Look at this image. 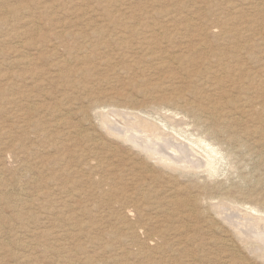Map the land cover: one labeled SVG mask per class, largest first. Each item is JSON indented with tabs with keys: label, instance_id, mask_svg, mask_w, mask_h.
I'll list each match as a JSON object with an SVG mask.
<instances>
[{
	"label": "rangeland",
	"instance_id": "obj_1",
	"mask_svg": "<svg viewBox=\"0 0 264 264\" xmlns=\"http://www.w3.org/2000/svg\"><path fill=\"white\" fill-rule=\"evenodd\" d=\"M223 30L236 32L233 41L241 43L240 51L251 49L261 60L244 59V68H254L256 75L252 79L247 73L242 83L252 89L249 96H256L250 106L263 137L257 147L264 150V0H0V264H264L246 250L231 256L214 245L218 239L238 240L208 205L220 192L215 183L230 187L226 192L233 196L238 190L254 196L264 192V153L253 174L252 162L247 157L239 161L238 153L221 161L211 176L203 170L184 174L161 168L108 135L109 124L101 119L104 114L118 120L116 111L146 117L142 107L195 91L184 78L191 71L203 74L196 63L207 53H192L225 46ZM19 40L36 59L30 68L12 63L9 54L2 57ZM79 69L83 73L74 75ZM55 75L62 78L57 81ZM230 79L225 89L240 92V84ZM195 80L199 92L209 90ZM39 82L42 89H35L32 100L41 107L33 119L40 121L35 130L27 123L30 115L11 100ZM117 93L138 106L131 110L123 99L111 103ZM53 110L69 112L70 136L57 137L64 130L43 117ZM161 114L177 130L185 129L183 136L195 133L181 115ZM147 118L157 122L159 116ZM182 135L174 137L190 144ZM243 139L258 138L244 134ZM25 166L32 170L26 173ZM241 178L245 184L238 183ZM253 178L259 183L255 187ZM170 194L181 200L198 196L199 202L186 213L181 205L170 206Z\"/></svg>",
	"mask_w": 264,
	"mask_h": 264
},
{
	"label": "bare ground",
	"instance_id": "obj_2",
	"mask_svg": "<svg viewBox=\"0 0 264 264\" xmlns=\"http://www.w3.org/2000/svg\"><path fill=\"white\" fill-rule=\"evenodd\" d=\"M221 32L222 33L220 32L219 33L223 37H226V40L228 41V43L226 42L225 46H222V48H219L218 45L213 46L211 50H207V48L204 46L203 49L201 48L199 51H194L192 53V54L200 53L201 50H204L203 52L207 53V55H205L204 58L200 60V62L196 63V66H202L204 68L203 74L199 75L191 71L186 73V77L184 78L185 80H187V82L191 83L189 87L190 86L195 87V91H190V90L184 91V93H182L180 97H178V100L162 102V103H150L148 104V106L142 107L140 111L143 113H147L145 115L146 117L141 116L137 113L116 111L114 112L113 116H116L119 119L111 120L110 117L112 115L101 114V119L104 120V124H109L105 126L107 134L112 136L115 135V137L120 139V141H122L123 144L128 143L132 148L136 149L139 153H141L145 159L151 160L154 164L159 165L161 168H166L173 171L176 170L181 171V173L184 174L187 173V174L198 175V172L203 170L207 172L209 176H211L216 172L217 169L216 167L218 166V164L221 163V161L228 158H235L236 155H237L236 158H239V161H242L244 157H247L248 161L250 160L252 162L253 166H252V170L250 169L251 171L249 174H253V172L255 171L258 172L257 160L261 159L264 150H261V148L257 147L259 143L258 140H261L263 137L262 138L260 137L261 136V129L259 127L260 123L258 122L255 123L254 122L255 120H253L256 111L252 106H250V104L252 103L251 102L252 99L256 96L254 95L255 93L249 96V92L252 89L243 87L244 84L242 83V79L247 75V73H249L252 79L255 77L254 73L256 75V70H252L254 68L251 69L244 68V63H245L244 59H246L247 61L249 60L252 63L255 62L258 63L261 62V60H259V58H257L254 55L255 53L254 54L249 53L251 49L249 50V52L240 51L243 49L242 45H240L241 43L238 45L233 41L235 40V38H237L235 34L236 32L234 33V31L230 32L225 30ZM254 37H253V42H254ZM262 39L263 37L258 38V42L263 41ZM28 48L29 47L26 43L19 40L12 47L9 53H2V57L5 58L9 54L8 57H11L12 63L19 66H25L30 68L31 66L34 65V63H36L35 62L36 59L31 54L26 53L27 52L26 50H28ZM241 59L243 60L241 61ZM64 62L67 61L64 60ZM53 66L54 67L57 66V63L56 64L54 63ZM82 73L83 71L79 69L73 74L79 75ZM22 76L23 75L21 76L18 75V77L16 78H18V80H21ZM33 76L34 75H32L31 77ZM5 77L4 80H7L9 78L8 76L7 78ZM28 77L29 76H24L23 78L27 80ZM231 77L234 78L242 87V90L240 92L232 93L234 91L228 92L225 89L224 86L230 84L229 82H231L230 79ZM56 78L57 81H59L58 79H61L62 77L56 76ZM194 80L201 81L202 85L204 86L208 85L207 88L210 87L209 90H206L207 92L206 91L199 92V89L196 87L197 83L195 84ZM39 84L40 82L36 83L33 86H29V90H27V94L25 92L21 93L22 91L20 93H16V95L18 96L12 97L11 100V102L13 101L17 104H21L22 109H24V111L27 112L28 115H30L29 119H27L28 120L27 123L29 125V128L35 127L34 128L35 130L37 129L36 124L40 123V121H38L37 123L33 119L35 116L38 115L39 112H41V107L38 105L39 103H34L35 101H33L32 103V100H36L34 99L33 96L36 94L34 93L35 89L37 90L42 89V86ZM14 87L15 89L16 88L18 89V87L21 86H19V84H14L13 88ZM18 90H22V89H18ZM41 93L42 91L37 95V97L41 96ZM62 96L66 97L65 95ZM181 98H183L182 102L179 101V99ZM109 99L111 103L119 102V100L123 99V101L128 106H130L127 108H132L131 110L135 109L139 104V102L137 100H134L132 97L128 95H119V93H117V95L114 97H110ZM5 105H6V101H5ZM103 106L104 104L100 105L99 107H103ZM53 111L56 113L53 115L48 113L47 115L45 114L43 117L48 116V118H50L49 123H51L52 126H54L56 129L60 128L64 130V132H62L61 135H57V137L60 136L64 137L65 135L68 134L70 136V131L73 128V125L71 124L72 123L71 121L69 122V116H70L69 112L66 114H61L60 111H55V110ZM161 111L170 112L172 114L174 113L173 115H181L182 119L186 121V125L188 127L191 126L192 129H194L195 133L191 131L187 135L183 136L184 134L182 135V133H187L186 130L185 129L177 130L175 125L172 124L173 122L171 123V119L161 114ZM154 115L159 116L157 122L147 118V116L153 117ZM113 123L120 124L122 128L120 127H119L120 129L115 128L114 126L116 125L114 126L111 125ZM165 129H169L170 133L165 132ZM42 131L45 132V126L42 129ZM173 132L176 135L179 136L182 135L184 139L190 141V144L188 143L185 144L184 142H182V140L180 142L177 141L176 138L174 137ZM80 134H82V132ZM244 134L245 135L249 134L253 137H257L258 139L249 143L248 140L245 141L243 139ZM193 136L195 137V139L194 140L190 139ZM206 138H208L210 141L207 142ZM192 144L195 147L202 149L201 153L199 152L200 150L197 151L196 148L192 146ZM213 145L216 148H214ZM93 146L99 147L100 143L96 142L95 139ZM15 149L18 150L17 147H15ZM221 151H223L224 154H222ZM193 152H196L198 156H196L197 154L195 155ZM202 152L204 154H202ZM218 155L219 157H217ZM231 162L233 161L231 160ZM245 166L246 165H244V167ZM24 170L26 173H28L32 170V168L26 167ZM254 180L255 181L252 182L254 183L253 187L259 184L256 181V179ZM262 180L258 179V181H262ZM238 183L245 184V178H241V180ZM20 185L18 184L17 186ZM215 187L218 188L217 190L220 192H217V194L210 197L209 201L215 200V203L214 202L210 204L208 203V205L212 209H214L213 211L216 210L215 212L218 215H220V217L225 221V223L227 222L231 226V228L234 230V233L236 235V239L238 240L237 241L238 244H231L227 240L218 239V241L217 240L214 241V245L221 248L223 252L229 253V255L231 253L234 254L237 253L238 251L237 249L239 248H240L239 250H246L248 253H253V255H256L264 262V215L260 216L261 214H264V192H261L257 196H254L251 194L252 191L250 190L245 193H241L240 190H238L237 195L233 196V194L231 195L226 192V188L229 189L230 187H226L224 183H215V186L213 188ZM20 192L21 191H19V193ZM169 198L170 199L168 200V203L170 204V206L181 205L185 208L186 213H193L195 210L194 209L195 204L199 202L198 196H194V195L193 196L191 195V197L184 198L181 200V199H176L174 194H170ZM257 198H259L260 201ZM22 200L28 202V204L31 202V199H26L24 197ZM238 207H242V208L247 207L248 209L247 208L246 209L248 211L247 210L241 211ZM124 208L126 209V207ZM130 212H132V210L129 209L125 213H130ZM252 212L259 213V215L258 214L254 215L252 214ZM155 235L158 236V234ZM258 258L256 259L259 260Z\"/></svg>",
	"mask_w": 264,
	"mask_h": 264
}]
</instances>
